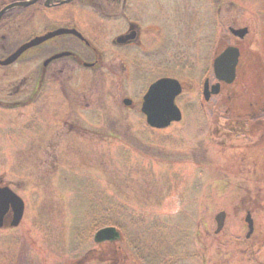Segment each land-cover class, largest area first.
Listing matches in <instances>:
<instances>
[{"label":"rangeland","instance_id":"obj_1","mask_svg":"<svg viewBox=\"0 0 264 264\" xmlns=\"http://www.w3.org/2000/svg\"><path fill=\"white\" fill-rule=\"evenodd\" d=\"M235 2L243 6L231 9L235 25L264 21L259 7L264 0ZM180 11L183 49L170 50L168 75L184 85L176 102L181 122L150 129L139 109L150 78L132 71L128 80L129 72L124 76L111 57L99 72L75 80L67 93L66 87L57 89L56 118L47 115L37 125L38 133L48 134L35 150L21 149L26 139L18 141L16 133L0 151V175L27 203L22 226L0 232V264L4 256V264H120L107 247L103 258L88 257L100 251L93 239L100 229L90 232V222L109 204L126 229L122 264H244L248 210L256 238L264 239V151H255L248 165L246 141L233 142L241 149L219 147L225 139L213 137L215 121L201 96L210 70L205 42L212 8L202 2L199 36L194 8ZM67 95L72 105L64 103ZM126 96L134 108L122 104ZM222 211L225 227L216 234L215 217Z\"/></svg>","mask_w":264,"mask_h":264},{"label":"flooded vegetation","instance_id":"obj_2","mask_svg":"<svg viewBox=\"0 0 264 264\" xmlns=\"http://www.w3.org/2000/svg\"><path fill=\"white\" fill-rule=\"evenodd\" d=\"M202 2L212 8L213 20L210 38L205 42L210 48V70L201 90L204 106L211 108L215 121L213 137L224 138L218 146L229 150L241 149L233 142L246 141L244 157L249 158L250 165L254 152L264 151V28L259 27H264V21L257 26L255 21L253 26L235 25L231 9L243 7L235 0H188L187 5L185 0H173L171 4L168 0H0V151L9 147L16 133L18 141L26 139L21 149L35 150L41 136L48 134L38 133L37 125L47 115L56 118L57 89L66 87L67 93L75 80L90 71L99 72L111 57L124 76L129 72L128 80L133 78L132 71L138 74L136 77L150 78L148 89L161 79H175L168 75V57L171 49L182 53L180 9L194 8L199 36ZM259 7L264 8L263 2ZM228 50L232 51L230 63L236 59L234 78L229 83L218 80L216 68L217 60ZM228 67L227 63L223 66L229 78ZM205 88L209 100L205 99ZM125 99L132 101L128 108L135 107L127 96L122 99L123 105ZM64 100L72 105L69 95ZM50 124H45L46 130H52ZM13 185L6 175H0V196L9 189L21 198L23 218L19 226H13L16 206L6 198L0 232L18 230L25 218L27 203ZM248 213L253 219L251 210L246 216ZM117 230V241L96 244L99 253L91 250L88 257L100 254L103 258L107 247L122 264L125 239L123 231ZM248 233L249 229L241 242L245 245L240 252L244 264H264V239L256 238L255 221L254 231Z\"/></svg>","mask_w":264,"mask_h":264},{"label":"water","instance_id":"obj_3","mask_svg":"<svg viewBox=\"0 0 264 264\" xmlns=\"http://www.w3.org/2000/svg\"><path fill=\"white\" fill-rule=\"evenodd\" d=\"M231 54V50L224 52L219 57L216 63L218 80H222L227 83L231 82L234 78L236 59L234 60V63H230L228 58H230ZM235 57L236 55L233 56V58ZM226 63L227 66H229L227 70L230 69L229 78L227 77L228 71H226V68H223ZM224 76H226L228 79ZM182 92L183 88L180 82L172 78L161 79L157 81V83L155 82L154 84H152L149 87L147 94L144 95L141 106V113L145 116L146 124L152 129L164 130L169 128L173 123L181 122L183 115L180 108L177 106L176 100L179 96H181ZM204 96L206 100H209V92L207 88H205ZM123 103L125 106L129 107L132 104V101L129 99H125ZM3 192L4 195L0 196V221L2 220L3 216L1 212H3L5 208V199L9 198L8 201L13 202L16 206L15 220L12 223L14 227H17L19 226L23 218V211L25 209L24 202H22L23 200L21 198L19 199V197L9 189H5ZM226 218L227 214L224 211L216 215V234H219L223 231L226 223ZM245 222L248 225L249 236L254 231V221L250 213L247 214ZM1 226L2 225L0 223V227ZM119 238L120 233L116 228L106 227L98 230L95 233L93 239L96 244H102L103 242H115Z\"/></svg>","mask_w":264,"mask_h":264},{"label":"trees","instance_id":"obj_4","mask_svg":"<svg viewBox=\"0 0 264 264\" xmlns=\"http://www.w3.org/2000/svg\"><path fill=\"white\" fill-rule=\"evenodd\" d=\"M109 205H110V207H105V205L103 207V205H102L101 206L102 212H100L97 216H94L92 218V221L90 222V225H91L90 226V232L95 233V231L97 229H103L106 227L118 228V229H121L122 231L125 232L126 229L124 228V225H121L119 223V220L117 219L119 212H116L115 209L111 208V204H109ZM125 236H126V233H125ZM127 239H128L127 244H129L133 249L136 250L135 240L131 241L129 239V237H127ZM125 242H126V240H125Z\"/></svg>","mask_w":264,"mask_h":264}]
</instances>
